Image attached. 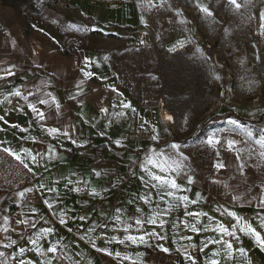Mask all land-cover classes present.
Returning <instances> with one entry per match:
<instances>
[{"label": "rangeland", "instance_id": "rangeland-1", "mask_svg": "<svg viewBox=\"0 0 264 264\" xmlns=\"http://www.w3.org/2000/svg\"><path fill=\"white\" fill-rule=\"evenodd\" d=\"M238 2L242 4L240 10L229 5L228 0H200L213 12L212 17L199 12L196 0H164L163 6L161 0H123V7L115 10L114 19L113 11H104L115 22L103 23L97 15L83 16L78 7L64 8L66 11L59 15L73 32L69 46L74 52H88L91 59L103 64L106 78L119 87L123 101L136 109L135 114L123 109L126 115L121 117V128L109 135L113 141L126 138L120 149L123 159H130L127 177L134 181L138 195L145 191L140 180L144 173L139 167L145 154L156 149L176 158L169 145L179 143L188 158L184 161L185 171L194 178L190 198L194 199L197 192L211 196L194 206L225 222L230 218H221L214 212L218 203L232 207L246 218L254 217L258 211L255 201L252 206H233L232 187L239 185V191L246 192L254 182L245 197L250 199L259 197V185L264 182V160L259 157L248 160L249 167L241 176L233 163L235 154L226 147L225 137L244 139L240 130L227 122L229 119L256 129L264 127V35L261 34L264 30L259 26L264 0H251L247 6L244 0ZM25 12L31 13L27 6ZM44 12L50 13L46 8ZM181 20L185 22L180 23ZM204 41L211 50L204 51ZM171 48L175 50L169 51ZM217 76L220 78L216 79ZM168 116L173 119L167 120ZM145 121L146 127L157 128V141L151 140L148 132L137 131ZM228 129L233 131H222ZM213 134L221 139L223 147L207 146V138ZM241 146L244 145H237ZM218 160L226 163L219 171L214 167ZM213 180L230 187L213 184ZM177 182L186 184V179L177 178ZM253 225L256 226L255 221ZM241 240L251 259L264 256V250L251 238L242 235Z\"/></svg>", "mask_w": 264, "mask_h": 264}, {"label": "crops", "instance_id": "crops-1", "mask_svg": "<svg viewBox=\"0 0 264 264\" xmlns=\"http://www.w3.org/2000/svg\"><path fill=\"white\" fill-rule=\"evenodd\" d=\"M35 5L36 11L28 13L25 12V4H20L19 9L14 10L0 3V67L7 68L12 64L16 65L15 76H6L4 80H0V100H3L4 96L14 87L27 85L34 90L35 86L41 85L42 80H46L47 87L44 88V91L55 95L62 105L63 115L59 119L75 126L77 131L74 138L88 141L83 148H78L63 137L57 140L49 136L35 121L23 101H20V104L24 107V111H10L5 116V119L9 121L7 125L0 121V128L5 129V131H0V141H5L4 144H0L1 146L14 149L26 147L34 152H46L47 146L52 144L60 154L58 159L47 162V170L43 166L30 165L33 168V184L28 187H35L41 182H45L48 187H54L59 191L62 200L55 206L57 215L53 216L47 205L43 204V199L54 196V193L45 192L43 196L39 193L28 194V199L32 200L39 209L35 216H45L50 221L49 224L40 221L37 228L40 226L55 227L56 238L62 236L65 243L73 244L74 252L81 253L80 256H74L76 260L80 261V264H120L114 256L97 250L104 247H109L113 252L127 251L134 258L137 252L142 253L146 264H186L183 256L175 251L179 247V243L173 242L170 226L168 228L169 239L160 241L165 247L171 249L169 253H164L154 246L137 248L132 245L125 247L116 243L109 245L103 237L96 240V248H93L87 240H80L77 233L78 226L87 227L91 221L70 219L68 227H72L71 233L67 231V227L59 224L58 216L62 211H67L70 218L87 212L93 220H100L101 212H106L111 218L115 215V210L118 207L123 208L129 215L135 213L136 204L128 203L129 200L138 196L134 181L127 177L126 168L130 159H123L121 147L116 146L113 143V137L109 135V133L114 134L116 128H121L122 118H114L113 113L123 111L119 106V102L123 101V96L119 87L114 85L111 79L106 78V69L103 64L91 59L88 52L83 50L74 52L71 45L69 46L68 40L73 36V32L65 26L66 20L59 16L63 11H66L64 8L78 7L83 16L95 17L97 15L102 18L103 23L115 22L113 21L116 17L115 10L123 7V0H35ZM45 8L50 13H45ZM97 8L103 13L96 11ZM106 10L114 12L113 19H108L109 17L104 14ZM20 11L22 14L19 13ZM48 14L49 16H47ZM94 19L101 22L99 18ZM59 24H62V27ZM85 58L90 61L87 67ZM37 64H41L43 67L38 69ZM81 69L90 71L94 75L91 78H85ZM81 81H83L82 94L76 100L69 99L78 91L76 86ZM113 88L117 91L113 92ZM12 99L15 104L17 98ZM35 99L36 97H29L30 101ZM10 107L12 106L6 102L0 104V115H4L5 110ZM38 107L44 110L48 116L45 121L47 126H59V121L54 120L51 116V113L55 112L54 106L51 109L44 105H38ZM101 107L108 108L107 115L100 112ZM127 110L131 111V109ZM110 120L111 123H109ZM12 124L27 128V131L21 132L19 129L11 127ZM102 131L106 135H101ZM22 137H26V139H21ZM32 137H36V140L33 141ZM127 153L124 154L125 157ZM94 170L100 171L101 176L97 177ZM104 172L108 174L104 175ZM73 173H76L83 181H87L86 185H80L84 191L72 192L65 187L69 178L74 181L77 179ZM118 176L122 177L123 181L118 188H112L111 185L115 183ZM54 181L58 182L54 183ZM70 187L71 185H69ZM91 188H96L97 191L107 188L108 191L102 196L92 197L88 194V190ZM15 193L0 192V210L6 208L10 216H16L22 211ZM140 203L142 205V202ZM144 208L145 211H148L146 206ZM199 209L193 205L190 210ZM23 211L28 213V207L25 206ZM181 213L174 215L179 216ZM28 215L33 216L31 213ZM53 220L56 221L54 224L51 223ZM80 230L82 232L84 228ZM32 231L34 232L36 229H32ZM102 231L104 230L97 229L93 235L100 236ZM108 234L115 235L117 233L109 231ZM119 234L123 235V233ZM184 234L193 235V242L198 245L206 235L213 236L211 232L200 235H194L191 232ZM3 235L0 233V239H3ZM27 235L28 233L25 232V238ZM11 236L12 239H18V245L13 249L0 248V251L13 252L15 247L19 246L31 248V245L26 244V239L19 240L16 233H11ZM51 239L53 238H49V240ZM41 243L46 248L49 241H41ZM152 243L155 245L156 241ZM241 243L244 242L241 240ZM240 246L244 247L243 244ZM216 247V245H209L204 253L197 252L198 264H204ZM247 251V259L251 260V264H264V256L251 259L250 251ZM25 258L31 259L35 264H39L42 259L35 251L27 252ZM220 259L224 264L223 253H221ZM53 264H57V262L53 261ZM124 264H130V262L125 261ZM228 264H246V262L240 258L229 261Z\"/></svg>", "mask_w": 264, "mask_h": 264}, {"label": "snow or ice", "instance_id": "snow-or-ice-1", "mask_svg": "<svg viewBox=\"0 0 264 264\" xmlns=\"http://www.w3.org/2000/svg\"><path fill=\"white\" fill-rule=\"evenodd\" d=\"M164 0H161L163 6ZM229 5L234 6L236 10H240L242 4L238 0H228ZM251 0H244V6L250 5ZM196 6L199 12L203 13L206 17H212L213 12L208 6L200 3V0H196ZM152 7H158L152 5ZM179 16H183L182 12H178ZM142 22L143 17L141 18ZM181 20L180 23H184ZM259 26L264 30V11L259 13ZM73 28L78 26L72 25ZM264 35V31L261 32ZM142 44L146 43L144 40L140 41ZM183 47V44L180 45ZM175 48L169 49L174 51ZM108 57L105 56L104 60ZM260 59V57H257ZM90 64L88 58H85L86 67ZM36 67L42 68L43 65L37 64ZM15 64L5 68L0 67V80H4L6 76H15L16 72ZM85 78H91L94 73L81 69ZM155 79V77H153ZM219 79L220 77H215ZM83 81L80 82L76 87L78 91L71 95L69 99L76 100L83 92L82 88ZM47 87V81L42 80L41 85L35 86L34 90L29 88L27 85L14 87L11 91L4 96L3 100H0V104L5 102L12 106L5 110L4 115H0V121L4 124H9V121L5 119V116L10 111H24V107L20 104V101L24 102L27 109L30 110L33 118L37 123L40 124L41 128L54 139L60 140L61 137L68 140L72 145L78 148H83L88 143L87 140H77L74 138V134L77 131L75 126L68 123L65 120L59 118L63 115L62 105L55 95L51 92L44 91ZM113 92L117 90L112 89ZM29 97H36L34 101H30ZM12 98H17L16 103H13ZM82 103V101H80ZM38 105L47 106L51 109L53 106L55 112L51 113L54 120L59 121V126H47L48 116L44 110ZM119 106L122 109H131L132 113H136V109L133 108L129 103L124 101L119 102ZM115 107V105H114ZM100 112L105 115L108 114V108L101 107ZM126 113L124 111L113 113L114 118L124 117ZM172 116H168L167 120L171 121ZM112 121L110 120L109 123ZM229 124L234 125L236 129H239L243 134V140L231 139L225 137L226 147L228 152L234 153L233 163L235 164L236 171L243 176L245 169L249 167L248 160H252L253 157H259L264 160V127L256 129L252 126L242 124L236 119H229ZM147 121L141 123L137 131L143 133L148 132L150 139L157 141L159 139V133L157 128L153 125L152 127H146ZM11 127L19 129L21 132H26L27 128H22L18 124H12ZM0 131H5L4 128H0ZM232 132V129L222 130ZM101 135H106L103 131ZM21 139H26L22 137ZM121 138L115 140L113 143L118 147H123ZM35 141L36 137H32ZM5 141H0V144H4ZM207 146L213 149H217V146L223 147L221 139L213 134L207 138ZM243 144L244 146L237 147V145ZM62 146V144H61ZM258 146V147H256ZM169 147L176 153V158L167 155L165 152H158L156 149H152L151 152L146 153L144 160L139 164L140 169L144 175L140 176V180L144 185V193L136 196L134 199L128 201L129 204H136L135 213L133 215L127 214L123 208H117L115 215L109 218L106 212L100 213V220H93L87 212L80 214L74 218H70L67 211L60 212L58 216V222L61 226L67 227L68 232H72V227H68L69 220L75 219L78 221H91L87 227L80 225L77 227V233L79 234L80 240H87L93 248H96V240L103 237L107 244H119L127 247L132 245L135 247L147 246L157 247L164 253H169L171 249L165 247L160 241H167L169 239L168 228L171 227L173 234V242L179 243V247L175 251L181 254L186 264H198L197 252L204 253L205 249L209 245H216V249L211 252L209 259L205 260L204 264H222L220 259L221 253L224 255V264H228L229 261L243 258L246 264H251V260L248 258V251L241 244V236L251 238L254 243L261 249L264 250V182L259 185V197L252 196L250 199L245 197L252 191L255 183L247 187L246 192L239 191V185L232 187V191L235 193L232 195L231 200L233 206L238 204L253 205L255 201V207L258 209L255 216L252 218H246L239 214L238 211L233 210L232 207H226L223 204H217L214 212L219 213L221 218H230L227 222L223 219H218L215 215H210L208 211H204L201 207L199 210H190L191 206L197 204H203L207 199L211 198L202 196L199 192L195 193V198H190L188 193L191 192V185L194 183L192 175L185 171L184 161L188 158L184 156L182 151V145L179 143H171ZM5 153H8L14 159L19 161L20 165L24 169H27L29 173H33V168L30 165L43 166L47 170V162L59 158V153L56 151V147L52 144L47 146L46 152H34L30 148L20 147L14 149L12 147H3ZM216 155L219 156L220 152L217 150ZM245 156L247 159H245ZM217 171L226 167L224 160H218L214 165ZM154 169H158L155 171ZM97 177L101 176L100 171H95ZM107 175V172L103 173ZM134 176L135 172L132 173ZM73 175L77 176L74 181L72 179L67 180L65 185L69 191L82 192L84 188L80 187L81 184H87V181H83L76 173ZM177 178L186 179V184L178 183ZM123 178L117 177L115 183L111 185L112 188H118L122 183ZM58 181H54L56 183ZM225 188L230 186L220 180H213V184H221ZM247 184V181H245ZM69 185L71 187L69 188ZM108 189L104 188L101 191H97L96 188L88 190V194L92 197L102 196L103 193L107 192ZM47 193H54V196H49L43 199V204L47 205V208L53 216H56L55 206L62 202L59 191L54 187H48L45 182H41L35 187H25L23 190L15 193L17 202L20 204L22 211L17 213L16 216H10L8 210H0V233L4 234L3 239H0V248L13 249L14 246L18 245V239H12L11 233H16L19 240H25L26 244L31 245V248L26 246L15 247L13 252L0 251V264H35L31 259L25 258V254L29 251H35L37 255L42 257L39 264H53L56 261L57 264H80L79 260H76L74 256H80L81 253L74 252L73 244L65 243L64 238H56V228L53 226H40L37 225L40 221L44 224H49V218L45 216H35L39 209L33 204V201L28 199L29 193H39L43 196ZM219 195V193H217ZM27 201V204H25ZM142 202V205L141 203ZM87 203V202H85ZM28 207V213L33 214L29 216L28 213L23 211V208ZM144 206L147 207L148 211H145ZM182 210V213H181ZM181 213L176 216L174 214ZM171 218V219H169ZM207 218V222L205 219ZM14 221V223H13ZM253 221L256 222V226L253 225ZM56 221H51L54 224ZM81 228L84 231L81 232ZM260 230H257V229ZM36 229V231H32ZM97 229H103L100 236H94L93 233ZM109 231L115 232V235H109ZM25 232L28 233L25 238ZM191 232L194 235L214 233V236H205L198 244L193 242V235H186L184 233ZM119 233H123L120 235ZM49 238H53L49 240ZM5 241H7L5 243ZM41 241H49L48 246L45 248ZM153 241L156 244L153 245ZM186 242V243H184ZM100 252H104L109 256H114L120 264H124L125 261L130 264H146L143 254L137 252L135 258L128 254L127 251H115L113 252L109 247L97 249ZM51 254V255H49Z\"/></svg>", "mask_w": 264, "mask_h": 264}, {"label": "built area", "instance_id": "built-area-1", "mask_svg": "<svg viewBox=\"0 0 264 264\" xmlns=\"http://www.w3.org/2000/svg\"><path fill=\"white\" fill-rule=\"evenodd\" d=\"M204 51L211 50V46L207 41L203 42ZM207 60L208 56L205 55ZM3 146L0 145V192L6 194H14L25 187L33 184L32 173L24 169L19 161L14 159L8 153H5Z\"/></svg>", "mask_w": 264, "mask_h": 264}, {"label": "trees", "instance_id": "trees-1", "mask_svg": "<svg viewBox=\"0 0 264 264\" xmlns=\"http://www.w3.org/2000/svg\"><path fill=\"white\" fill-rule=\"evenodd\" d=\"M0 3L3 6L11 7L14 10H18L20 4H25L27 6L28 11H36L35 0H0Z\"/></svg>", "mask_w": 264, "mask_h": 264}]
</instances>
